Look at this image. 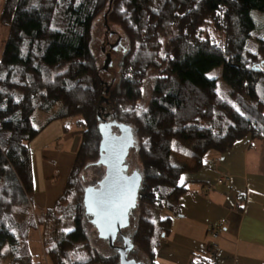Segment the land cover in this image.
Masks as SVG:
<instances>
[{"label":"trees","instance_id":"16d2710c","mask_svg":"<svg viewBox=\"0 0 264 264\" xmlns=\"http://www.w3.org/2000/svg\"><path fill=\"white\" fill-rule=\"evenodd\" d=\"M254 13L264 15V0H6L2 22L9 36L0 59V264H37L29 240L45 226L43 248L52 264H120L107 240L101 239L108 243V254L92 245L86 223L93 217L84 201L89 187L80 185L88 165L102 166L99 126L106 114L107 121L131 127L135 139L130 152L142 176L131 212L138 214L137 226L123 234L133 245L130 258L141 264H158V250L171 227V217L163 212L179 214L180 200L189 192L183 176L204 168L211 152L224 154L245 138L261 139L264 172V30ZM100 16L107 29L117 26L124 34L121 61L106 73L91 47ZM115 67L116 76L105 81ZM218 67L230 88L229 100L208 77ZM150 74V98L142 103ZM37 114L47 120L37 121ZM74 119L82 139L67 185L53 209L39 211L33 206L30 143L52 123ZM122 243L118 237L115 247ZM136 251L148 262L133 257Z\"/></svg>","mask_w":264,"mask_h":264},{"label":"crops","instance_id":"0c3cea01","mask_svg":"<svg viewBox=\"0 0 264 264\" xmlns=\"http://www.w3.org/2000/svg\"><path fill=\"white\" fill-rule=\"evenodd\" d=\"M5 2L0 0V59L9 36V27L2 22ZM44 134L46 137L39 139ZM79 138L80 132L72 120L57 121L36 137L31 150L33 147L42 148L45 159H60L48 150L64 144L75 156ZM39 140L44 141V145L39 144ZM262 149L261 139L245 138L229 152H211L204 168L183 176L189 192L180 200L179 214L167 210L163 212L165 218L171 217V227L158 250V264H192L194 260L204 264L209 261L207 249L213 244L219 248L216 264H264ZM214 161L216 164H213ZM56 176L58 174L53 178ZM46 190L44 200L40 206L37 205L42 212L53 208L51 193H58L49 191L48 185ZM35 201L37 203L34 196L33 206L36 208ZM218 226L222 228L215 238L211 232ZM32 237L33 233L29 240L30 252L34 258H38L35 257L37 251H33L30 245ZM35 242L38 245L37 237ZM38 254L42 256V261L37 264H48L44 250L41 252L39 249Z\"/></svg>","mask_w":264,"mask_h":264},{"label":"rangeland","instance_id":"374dc122","mask_svg":"<svg viewBox=\"0 0 264 264\" xmlns=\"http://www.w3.org/2000/svg\"><path fill=\"white\" fill-rule=\"evenodd\" d=\"M253 18L256 20L259 26H261L264 30V15L259 14V13H254ZM113 32H115V34H112ZM122 35L124 34L122 33L121 29L117 26H111V28L107 29L105 27L103 16H100L96 20L94 27H93V31H92L91 47H92V51L97 57L98 66L102 70L104 68L105 61L107 60L106 55L108 53H111L110 49L113 48V46L118 42V40L121 38L120 36ZM214 36L218 38L217 34H215ZM106 44H108V46H105ZM255 47H256V40L255 38H253L251 40V48L253 49ZM123 54L124 53L122 49L114 50V53L111 55L112 67L115 65L118 66V63L119 61H121V57L123 56ZM113 69H114L113 71H109V73H107L105 81L110 82L109 78L110 77L114 78V76H116V74L118 73L117 67ZM153 75L154 74H150V78L148 79V82L146 84L145 100L142 103H147L149 101L150 92H151V81L152 79H154ZM208 77L210 79L216 80L217 85H218V93L220 97L224 100H229L230 88L228 87L226 82L223 80L222 67H218L214 69L213 71H211L210 73H208ZM108 93H109V88H107L106 90L105 97H108ZM105 101H108V100H105ZM47 117L45 115H40V114H37L36 116L37 121H41V122L47 120ZM77 121L78 119H74L72 120V123H74L77 126V129L80 132L79 143H81L82 130L79 127ZM40 137L41 138L39 139H44L46 136L44 134V136H40ZM33 141L30 143V147L32 143H34ZM42 143H44V141L39 140V144L44 145ZM32 151H33L32 152V166H33V179H34V196H35V199H37V203L35 201L36 209L38 210V206H40L39 204L41 203L42 200H44V197L46 196V193H44V191H47L46 190L47 185L49 186V191H58V193H51L52 204H53L52 207H54L57 200L62 196L64 189L67 185L69 176L71 174V171L75 163L76 155L73 156L72 150L66 147L64 144L60 145V147H57V148L51 147L50 150H48L49 153H51V155L53 156L57 155L58 157H60V159H56L55 157L45 159L42 148L38 149L37 147L36 148L33 147ZM127 160H128L127 166L129 167L130 173L138 172L137 170L141 169L140 163L137 157L133 154V152H130ZM105 171L106 170L103 166H97L95 164L88 165V167L81 172L82 177H81L80 185L82 187H90V186L98 187V183L102 179H104L106 175ZM55 174H58V176H56V178H53V175ZM46 176L48 177L46 178ZM52 182H55V183H52ZM137 215H138L137 212H133L130 216V226L128 228L129 232H133L136 229ZM48 228L49 227L45 226V227H42L40 230L38 229L36 232H33V237L31 239L30 245L33 251L35 252L37 251L35 257H38V258H34L36 262L42 261V256L38 254V251L39 249H41V252H42V249L44 250V248L42 247H43V242H45L47 239V234L49 232ZM86 228H87L88 234L91 237L92 245L100 252L104 254H108V252L110 251L108 243L101 240L97 230L95 229V226L92 223L87 222ZM71 229H72V226H69L67 228V230H71ZM35 237L38 238V245L35 242ZM133 257H135L137 260L143 263L148 262L146 257L139 251H136ZM47 260H48L47 261L48 264H52L49 259ZM45 264L47 263L45 262Z\"/></svg>","mask_w":264,"mask_h":264},{"label":"water","instance_id":"95a60500","mask_svg":"<svg viewBox=\"0 0 264 264\" xmlns=\"http://www.w3.org/2000/svg\"><path fill=\"white\" fill-rule=\"evenodd\" d=\"M121 41L120 38L112 49L118 50ZM106 58L103 68L105 72L112 66L111 53H108ZM109 116L106 114L99 126L102 141L98 164L106 169V175L98 183V187H89L86 190L85 208L87 214L93 217L92 223L99 237L107 240L110 247L118 251L120 264H141L130 258L133 245L123 234V230L130 226V214L137 207L142 185L140 173L129 174V167L126 165L130 151L135 146V139L131 127L119 124L116 120L107 121ZM99 118L101 119V116ZM115 128L118 129L119 135L114 133ZM118 237L123 240L121 247H115Z\"/></svg>","mask_w":264,"mask_h":264},{"label":"built area","instance_id":"2783aa9c","mask_svg":"<svg viewBox=\"0 0 264 264\" xmlns=\"http://www.w3.org/2000/svg\"><path fill=\"white\" fill-rule=\"evenodd\" d=\"M213 164H216V161L213 162ZM223 181H220L219 183H222ZM221 226H218L214 229H212V236L213 237H218L219 235V230H221ZM207 258L209 259L210 262L212 263H217L218 261V258H219V248H218V245L216 244H213L212 246H210L208 249H207Z\"/></svg>","mask_w":264,"mask_h":264},{"label":"flooded vegetation","instance_id":"af4514ba","mask_svg":"<svg viewBox=\"0 0 264 264\" xmlns=\"http://www.w3.org/2000/svg\"><path fill=\"white\" fill-rule=\"evenodd\" d=\"M116 134H118V135H119V133H116Z\"/></svg>","mask_w":264,"mask_h":264}]
</instances>
